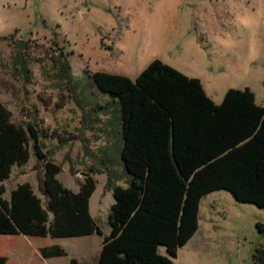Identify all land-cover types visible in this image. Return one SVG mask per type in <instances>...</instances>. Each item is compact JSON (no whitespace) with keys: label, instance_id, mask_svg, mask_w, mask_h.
Instances as JSON below:
<instances>
[{"label":"rangeland","instance_id":"1","mask_svg":"<svg viewBox=\"0 0 264 264\" xmlns=\"http://www.w3.org/2000/svg\"><path fill=\"white\" fill-rule=\"evenodd\" d=\"M155 59L199 78L215 101L249 88L264 104V0H0V101L18 125H37L64 186L79 191L87 174L95 178L91 212L105 235L113 189L130 186L133 175L122 159L121 100L98 86L95 73L135 79ZM24 182L47 206L44 166L33 154L14 165L4 197ZM200 238L191 245L198 264H256L264 207L228 190L208 194ZM100 239L0 234V254L9 264H97ZM44 245L68 254L46 259ZM188 251L177 264H192Z\"/></svg>","mask_w":264,"mask_h":264},{"label":"trees","instance_id":"2","mask_svg":"<svg viewBox=\"0 0 264 264\" xmlns=\"http://www.w3.org/2000/svg\"><path fill=\"white\" fill-rule=\"evenodd\" d=\"M95 80L121 100L122 159L133 175L130 186L113 189L111 231L97 264H177L179 249L198 229L200 201L211 191L225 188L240 201L264 207V104L251 89L230 88L216 103L199 78L161 59L135 79L96 72ZM31 154L44 166L47 206L29 182L4 197L14 165ZM61 170L42 149L37 125H18L0 101V234H103L90 211L95 178L87 174L74 191L56 177ZM41 253L68 254L60 245L43 246ZM254 258L264 264V246ZM7 261L0 254V264Z\"/></svg>","mask_w":264,"mask_h":264},{"label":"crops","instance_id":"3","mask_svg":"<svg viewBox=\"0 0 264 264\" xmlns=\"http://www.w3.org/2000/svg\"><path fill=\"white\" fill-rule=\"evenodd\" d=\"M205 88V87H204ZM206 90V89H205ZM207 92V91H206ZM208 94V93H207ZM209 95V94H208ZM210 96V95H209ZM225 96V95H224ZM211 97V96H210ZM212 98V97H211ZM215 101V100H214ZM216 103H221L220 101L218 102V101H215ZM218 190H228V189H225V188H221V189H217V190H214V191H211V192H209V193H207L202 199H201V201H200V204H199V215H198V217H199V226H198V229H197V231L194 233V235L190 238V240L184 245V246H182L180 249H179V251H178V254L180 253V251H181V249L182 248H189L190 247V251H188V253H189V257H190V259L192 260L191 261V263L193 264H198L197 262H198V255H196L195 254V250L194 249H192L193 247L192 246H194V244H193V242H196L195 243V245L196 244H202V242H204V241H202V239L204 238H200V236H201V233H202V201H203V199L208 195V194H211V193H213V192H215V191H218ZM229 192H231L232 194H233V196L236 198V196L234 195V193L232 192V191H230V190H228ZM95 193V192H94ZM94 193H93V195H94ZM93 195H92V197H93ZM91 197V198H92ZM237 199V198H236ZM260 207V206H259ZM90 211H91V199H90ZM92 213V212H91ZM93 215V214H92ZM94 217V216H93ZM212 222V218H209V223H211ZM209 223L207 222V224L204 226V233L206 234V235H204V236H208L209 235V233H210V228H209ZM95 234V233H94ZM94 234H91V235H85V236H80V237H77V238H80V239H89L90 240V242H92L91 240H92V237H93V235ZM104 236H105V234L103 233L102 235H101V239H100V241H99V245H98V247H97V249H96V252H95V256H96V258L98 259L99 258V255H100V251H101V247H102V244H103V240H104ZM206 238V237H205ZM87 243V247L88 248H90V244L91 243ZM192 245V246H191ZM44 246H48V245H44ZM43 247V246H42ZM192 247V248H191ZM197 253V252H196ZM8 256V255H7ZM177 257H178V255H177ZM51 258H53V257H51ZM46 259H49V258H46ZM9 262H10V257L8 256V261H7V264H9Z\"/></svg>","mask_w":264,"mask_h":264}]
</instances>
